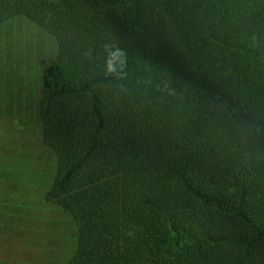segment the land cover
Returning a JSON list of instances; mask_svg holds the SVG:
<instances>
[{"label": "trees", "instance_id": "16d2710c", "mask_svg": "<svg viewBox=\"0 0 264 264\" xmlns=\"http://www.w3.org/2000/svg\"><path fill=\"white\" fill-rule=\"evenodd\" d=\"M13 18L58 46L38 111L65 264H264V0H0Z\"/></svg>", "mask_w": 264, "mask_h": 264}, {"label": "rangeland", "instance_id": "374dc122", "mask_svg": "<svg viewBox=\"0 0 264 264\" xmlns=\"http://www.w3.org/2000/svg\"><path fill=\"white\" fill-rule=\"evenodd\" d=\"M57 51L27 19L0 27V264H65L78 244L72 217L45 198L57 160L38 109Z\"/></svg>", "mask_w": 264, "mask_h": 264}, {"label": "clouds", "instance_id": "9594fccd", "mask_svg": "<svg viewBox=\"0 0 264 264\" xmlns=\"http://www.w3.org/2000/svg\"><path fill=\"white\" fill-rule=\"evenodd\" d=\"M105 51L109 53L107 58L104 61V71L106 74L117 75L118 74V62L123 64L121 56L118 54L119 50L116 52H111L108 45L104 46ZM122 72V68L120 69Z\"/></svg>", "mask_w": 264, "mask_h": 264}]
</instances>
